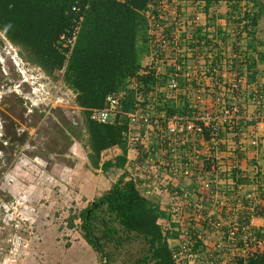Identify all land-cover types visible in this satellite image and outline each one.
Here are the masks:
<instances>
[{"label": "built area", "instance_id": "obj_1", "mask_svg": "<svg viewBox=\"0 0 264 264\" xmlns=\"http://www.w3.org/2000/svg\"><path fill=\"white\" fill-rule=\"evenodd\" d=\"M171 3L180 2L159 0L149 9L158 4L165 9L145 13L150 53L142 64L144 72L152 70L156 76H165L166 83L148 94L152 99L145 106H141L144 98L136 94V108L124 113L128 119L126 179L136 182L146 198L155 194L162 197L159 207L164 216L157 223L165 235L176 233L177 247L170 248L175 264H231L237 257H250L256 249L264 251V232L255 233L251 221L235 216V206L223 198V170L216 154L221 131L237 134L240 120L250 119L244 112L245 93L240 89L246 84L245 75L232 69L230 82L221 80L218 57L222 42L207 26L206 12L184 16L174 10L167 20L165 11ZM72 10H77L76 4ZM81 20L68 38L71 46ZM208 80V85L203 84ZM134 82L130 84L133 88ZM176 92L185 96L182 103L186 102L188 113L168 115L166 110L155 108L158 94L170 99ZM121 98L122 94L107 96L105 106L91 109L90 117L112 122L121 112ZM250 102L262 106L264 89L253 90ZM199 159L202 166L197 168ZM188 182L195 184L194 190L186 189ZM252 210L255 215L261 212L256 206ZM214 213L218 218H212ZM227 214L232 217L222 231V215ZM202 222L204 228L196 232Z\"/></svg>", "mask_w": 264, "mask_h": 264}, {"label": "trees", "instance_id": "obj_2", "mask_svg": "<svg viewBox=\"0 0 264 264\" xmlns=\"http://www.w3.org/2000/svg\"><path fill=\"white\" fill-rule=\"evenodd\" d=\"M158 1L0 0V31L5 37L22 50L27 62L40 67L47 76L62 71L63 84L74 93V102L80 109L84 133L79 136L88 149L89 164L103 172L126 164L128 119L124 113L136 108V94H141V106H145L148 94L166 83L165 76H156L152 70L144 72L142 65L150 53L145 13L151 3ZM177 1L203 2L205 6L226 3L228 17L234 19L233 15H237L233 22L252 35V40L256 39L255 29L264 13L261 0ZM75 4L77 10H72ZM80 18L79 33L71 46L68 38ZM256 42L264 47V40ZM258 61L264 64V50L258 52ZM132 80L135 88L130 85ZM116 94H122L121 112L116 118L107 123L93 120L91 109L103 108L107 96ZM157 110H166L168 115L189 112L186 102L176 106L162 95ZM114 147L121 153L106 159ZM162 216L159 203L146 198L136 182L126 179L124 170L108 191L80 211L78 228L100 254L101 264L115 263L113 256L100 247L97 232L115 246L122 245L126 238L140 239L146 245L145 253L137 263L130 264H175L168 236L157 223ZM74 219L77 218H69L70 227H74ZM231 264H264V251L256 249L250 257H237Z\"/></svg>", "mask_w": 264, "mask_h": 264}, {"label": "rangeland", "instance_id": "obj_3", "mask_svg": "<svg viewBox=\"0 0 264 264\" xmlns=\"http://www.w3.org/2000/svg\"><path fill=\"white\" fill-rule=\"evenodd\" d=\"M261 1L264 5V0ZM184 5L168 4L167 20L175 14L174 10H186ZM152 9L165 8L153 5L149 15ZM233 17L236 19L237 15ZM234 19L227 15L226 26H221L227 30V49L233 59L234 55L236 58L239 53L243 55L245 40L252 38L233 22ZM218 24L215 21L207 26L215 34L214 25ZM255 31V38L264 40V13ZM241 33L244 41L238 40ZM74 97L63 84L62 71L47 76L40 67L27 62L22 50L0 31V264H47L49 258L33 250L35 240L32 238L40 237L42 229L47 233L69 228L71 216L77 218L74 219L75 229L80 232L78 215L89 204L81 207L80 192L75 184L68 178L67 181L52 177L51 173L55 162L63 165L71 162L73 156L67 155L69 149L81 141V113ZM118 174L112 169L105 176L117 181ZM231 217L222 215L225 226ZM96 236L102 250L113 256L115 264L137 263V258L146 250L140 239L126 238L122 245L115 246L100 237L99 232ZM98 256L101 263L102 258Z\"/></svg>", "mask_w": 264, "mask_h": 264}, {"label": "crops", "instance_id": "obj_4", "mask_svg": "<svg viewBox=\"0 0 264 264\" xmlns=\"http://www.w3.org/2000/svg\"><path fill=\"white\" fill-rule=\"evenodd\" d=\"M180 6H187L184 11L191 15L195 11H205L207 14V22L209 25L212 22L217 21L218 25L226 26L227 12L229 11L228 5L224 2L205 6L203 2H195V4L179 3ZM178 4V5H179ZM244 4V3H243ZM199 7H202L199 10ZM179 10V11H180ZM217 27L216 38L222 42L219 46V63H220V76L221 80L225 83L229 81L230 69H238L241 74L245 75L246 84L240 89L245 93L244 99V112L249 116V120H240V131L237 134H232L227 130L221 131L219 135V144L216 154L219 158V164L222 168L220 188L223 190V198L229 204H233L236 208L235 216L239 219L246 218L251 221L253 231L255 233L264 232V104L262 106L252 104L250 102V96L253 90L264 89V64L258 61V52L263 51L262 45L256 44L257 38L246 39V49L243 50L239 57L233 59L231 53L228 51L226 42L227 30ZM230 26V24L228 25ZM228 28V27H227ZM243 33L239 35L238 40L244 41L242 38ZM252 41V42H251ZM252 45L251 49L249 45ZM236 47V46H235ZM240 50L241 47H236ZM146 59L142 62L145 64ZM250 66V67H249ZM183 83V82H182ZM210 80L203 81V84L208 85ZM184 93L183 91H180ZM165 94H158L160 96ZM151 100V96H149ZM166 97V96H165ZM185 96L178 95V92L172 94L170 100L176 105L182 102ZM159 100L154 104L157 109ZM150 103V102H149ZM72 154L71 162H67L68 165H63L62 162H55L52 167L55 170L52 173V177L65 179L72 181L80 192V201L82 206L85 207L90 204L94 199L100 197L103 193L108 191L111 186L116 182L114 178L105 176L108 171L114 169L119 172L118 175L124 173V168L116 169L111 168L106 172H103L101 168H93L89 164L87 157L88 149L84 146L83 141L77 142L69 149L68 156ZM121 150L114 147L106 157V159H112L114 156L119 155ZM132 154V152H130ZM202 157V156H201ZM65 163V162H64ZM202 160L199 159L195 167L202 166ZM119 176V177H120ZM68 178V179H66ZM188 191L195 189L194 183H189L186 186ZM251 195L252 197H248ZM78 197V194H77ZM148 198H154L155 201L160 203L162 197L152 195ZM256 206L261 211L260 214H254L252 208ZM191 210V209H189ZM212 218H218V214L214 213ZM45 221V220H44ZM42 221V224H44ZM74 227H64L58 231L45 233V229H42L40 237H33L35 240L34 249L35 252H40L49 258L47 264H101L99 262V256L78 232L76 227V220L73 221ZM227 226H223L222 231H226ZM204 228L202 222L196 229V232H200ZM168 246L177 247L178 239L176 233L167 235ZM12 253L11 250L9 251ZM43 252V253H42ZM39 253V254H40ZM35 264V262H34Z\"/></svg>", "mask_w": 264, "mask_h": 264}, {"label": "bare ground", "instance_id": "obj_5", "mask_svg": "<svg viewBox=\"0 0 264 264\" xmlns=\"http://www.w3.org/2000/svg\"><path fill=\"white\" fill-rule=\"evenodd\" d=\"M3 41V40H2Z\"/></svg>", "mask_w": 264, "mask_h": 264}]
</instances>
